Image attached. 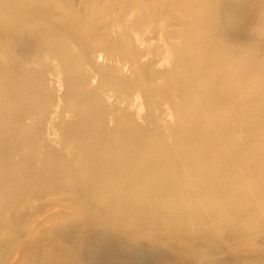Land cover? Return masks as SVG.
<instances>
[{
  "label": "bare ground",
  "instance_id": "1",
  "mask_svg": "<svg viewBox=\"0 0 264 264\" xmlns=\"http://www.w3.org/2000/svg\"><path fill=\"white\" fill-rule=\"evenodd\" d=\"M106 1L0 0V258L35 196L75 231L30 240L42 264H112L90 245L115 235L121 264H232L203 260L221 247L211 220L264 235V0ZM247 15L257 33L238 35Z\"/></svg>",
  "mask_w": 264,
  "mask_h": 264
},
{
  "label": "rangeland",
  "instance_id": "2",
  "mask_svg": "<svg viewBox=\"0 0 264 264\" xmlns=\"http://www.w3.org/2000/svg\"><path fill=\"white\" fill-rule=\"evenodd\" d=\"M108 2L111 6H116V4H117V2L115 0H107L106 5H108V6H109ZM233 2H234V0H233ZM119 12L121 13L120 17H122V14L124 12H122V11H119ZM116 13H118V11H114L113 15H110V14H107L106 16L104 15V18L106 17L107 19H112L113 16L116 15ZM249 16L251 17V15H247L245 17V21H246L245 25L246 26L245 27L243 26L244 28L242 27L240 29L238 35L242 36L243 34L248 35V34H256L257 33L256 30L250 31L251 28L247 27V24L250 23V21L252 20V18H250ZM131 23L132 22L121 24V25H122V27H125V25H129ZM161 23L164 24V28H169L168 24H170V23L168 21L165 20V21H162ZM13 26L15 27V25H13ZM170 27H171V25H170ZM108 34H110V33H108ZM110 35L113 37V39H117L120 36V31H115V34H110ZM229 43H231V42H228V44ZM155 67H156V63H155ZM118 73L120 74L121 71ZM157 80L160 83H163V79H157ZM154 102L155 103L157 102V104H158V103H161L164 101L162 98L157 96V97H155ZM164 107L165 106H163L161 108L164 109ZM47 116H48V120H49L50 124H48L45 128V131H46L45 137L50 130L59 129V127L53 123L58 119V112L57 111H48ZM192 116H194V115H192ZM141 126L147 127L148 123L145 121L141 122ZM142 129H147V128H142ZM47 140H49V139H47ZM191 165H193V167H195V166H198L199 164L196 162H192ZM197 178H200V177L197 176ZM22 189H24L27 192L33 191L30 189L28 190V187H22ZM62 199L65 200L67 198L65 196H63ZM60 206L61 205H57L54 202V199H37V198H35V196H33L30 199L26 200L25 203L19 205V207H16L15 209H16L17 215L22 216L23 221L17 226L18 234L14 238V242H15L14 248H12L11 244L8 246L7 251H5V253L2 255L3 257L0 258V264H42V262H43L42 260H37L38 258L36 256H33L34 254L32 255V253H29L30 252V246H29L30 240H33L35 238H39L40 240H42L43 236L45 237V235L48 236L49 234L54 235L55 239H58V237H59L58 232L60 230H66L67 232L65 231L66 232L65 235H68L66 237H70V239L75 237V231H74V229H72L73 227L69 228V226L68 227H62L61 226V225H65L66 224L65 222H67L68 220H72L73 218L68 217L69 211L66 208L65 209L67 211L66 210L64 211V209H63L64 207L61 206L62 207L61 208ZM242 208H245V207H242ZM60 209H61V212H59ZM239 209L242 210L241 207ZM8 213L9 212H7V214ZM62 213H63V215H62ZM11 214L14 215L13 210H12ZM65 214H66V216H65ZM151 216H152L151 213H143L142 221L144 223H149L147 225L148 228L145 227V229L149 230V228H150L152 231L156 232L155 228L153 226H157V225L151 224L150 219H149V221H146V219H145L146 217H151ZM73 221L75 222V219ZM29 222H30V224H29ZM31 222H33V223H31ZM210 223L212 224L211 228L216 226V228L218 229V230L213 232V235H214L213 237L218 238V240L221 242V247H219V250H218L219 252L217 251L216 253L207 254L205 256V259L203 260L204 262H208V261L216 259L217 262L222 261V262L232 263V264H255L253 259H247L246 255L250 256L251 253L253 252L251 250L254 248H259V249H262L264 251V235L263 234L258 233L256 230V234L254 236L247 237L244 234L242 235L241 232L235 227H230V228H227L224 230H220V228H223V223L221 221H219L218 219L213 220V222L211 220ZM3 224H5V222ZM31 224L32 225L34 224V226H32ZM136 227L137 226H135L134 228H136ZM95 228H96V230H95L96 236H98V235L101 236L100 234L106 230L105 228H103L101 226H97ZM12 231H14V230H12ZM56 231H58V232L56 233ZM222 231H223L224 235L229 234V236H226L228 238V240H225V237L221 234ZM120 233H122V232L120 231ZM7 234H8V230H6V229L1 230L0 238L5 239ZM72 234H73V236L71 237L70 235H72ZM201 234H202V236H201ZM124 235L127 236V238L124 239L125 244H127L133 248L140 247L141 246L140 244H143V245L147 246L144 248H146L147 250L150 249L148 243L146 242V238L143 235L132 234L131 232H126ZM178 237L181 240H185L184 237H180L179 235H178ZM49 238H51V237L49 236ZM117 238H118L117 235L113 236L108 241V243H106L104 245L97 238L91 237V240L93 241V243L96 246L94 244L90 245V246L94 247L95 249L97 247L101 251V253H103L104 257L107 256L109 262L112 261V264H114L113 259L115 260V264H121L122 260L124 261L125 259L131 258L132 251L127 247H123L119 253L114 252L115 257H112V255H111L112 250L111 249H113L116 246V239ZM201 238H203L205 240V238H207V235L197 231L193 235H190V237L187 240L189 242H193L194 240L201 241ZM242 238H244V239H242ZM69 241L70 240H68L67 242L69 243ZM211 249H214V248L212 247ZM169 252H170V254H172L174 256L177 255L175 250L173 251L170 249ZM33 253H34V251H33ZM86 257H87V259H86ZM92 259L93 258L88 256V255H86L84 257V261H85V263L87 262V264H90V263L92 264ZM188 260H192V256H190V259H188ZM93 262H94V259H93ZM187 264H192V263L187 262Z\"/></svg>",
  "mask_w": 264,
  "mask_h": 264
}]
</instances>
